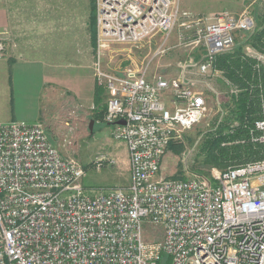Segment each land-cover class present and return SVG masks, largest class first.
Instances as JSON below:
<instances>
[{
  "label": "built area",
  "instance_id": "obj_1",
  "mask_svg": "<svg viewBox=\"0 0 264 264\" xmlns=\"http://www.w3.org/2000/svg\"><path fill=\"white\" fill-rule=\"evenodd\" d=\"M96 2L95 78L107 96L101 120L126 145L129 185L87 194L83 167L62 157L40 122L0 123V264H264V155L212 178L160 176L170 141L205 113L196 80L100 68L108 42L168 36L178 7L170 0ZM253 25L248 14L224 12L193 29L187 44L200 47L202 59L185 63L182 73L215 69V57ZM5 49L0 40V60ZM163 52L160 46L154 55ZM253 130L264 148V115ZM105 160L96 156L94 163Z\"/></svg>",
  "mask_w": 264,
  "mask_h": 264
},
{
  "label": "rangeland",
  "instance_id": "obj_2",
  "mask_svg": "<svg viewBox=\"0 0 264 264\" xmlns=\"http://www.w3.org/2000/svg\"><path fill=\"white\" fill-rule=\"evenodd\" d=\"M170 1L178 7L179 19L168 36H154L137 44L108 42V47L101 50L100 68L117 76L133 70L144 73L148 79L184 76L196 80V89L205 99V113L181 138L170 141L159 175L212 178L220 169L203 164L200 147L205 133L214 129V122L223 120L225 110L219 106V93L226 89L224 82L228 81L216 68L201 74L195 66L182 73L185 63L202 59V49L187 44L188 35L224 12L237 17L248 14L255 27L264 11V0ZM1 5L8 17L5 33L0 35L6 45L3 59L8 53L12 59L39 58L55 72L52 83L55 100L51 107L43 98L40 122L53 146L63 158L83 167L81 185L87 194L128 186L130 166L126 145L113 139V125L102 121V116L97 117L104 113L107 96L95 78L99 40L96 0H1ZM253 29L238 33L233 48L237 40L244 43ZM160 46L164 52L154 55ZM244 50L253 53L247 46ZM86 75L91 76L94 84L88 83ZM5 89L0 74V119L5 118L10 107ZM163 98L168 100L170 95L166 93ZM100 155L113 162L105 160L104 165L97 166L94 159Z\"/></svg>",
  "mask_w": 264,
  "mask_h": 264
},
{
  "label": "trees",
  "instance_id": "obj_3",
  "mask_svg": "<svg viewBox=\"0 0 264 264\" xmlns=\"http://www.w3.org/2000/svg\"><path fill=\"white\" fill-rule=\"evenodd\" d=\"M246 46L252 54L244 50ZM213 67L228 81L218 101L225 114L214 122L213 131L205 133L200 152L204 165L224 170L264 155L262 145L250 135L255 121L264 115V11L244 43L237 40L230 51L218 54Z\"/></svg>",
  "mask_w": 264,
  "mask_h": 264
},
{
  "label": "crops",
  "instance_id": "obj_4",
  "mask_svg": "<svg viewBox=\"0 0 264 264\" xmlns=\"http://www.w3.org/2000/svg\"><path fill=\"white\" fill-rule=\"evenodd\" d=\"M7 23V12L0 0V35L5 33ZM12 58L8 53L7 58L2 59L4 63H0V74L3 85L6 86L5 95H8V105L10 106L5 118L0 120L4 122L15 120L26 123H42L43 98L51 107L55 100V90L52 86L53 80H55V72H51L52 69H49L50 67L39 58ZM86 80L88 83L90 81L94 84L90 75H86ZM93 93L94 88L92 87V96Z\"/></svg>",
  "mask_w": 264,
  "mask_h": 264
},
{
  "label": "water",
  "instance_id": "obj_5",
  "mask_svg": "<svg viewBox=\"0 0 264 264\" xmlns=\"http://www.w3.org/2000/svg\"><path fill=\"white\" fill-rule=\"evenodd\" d=\"M117 123H119V124H123V123H124V121L120 120V121H118Z\"/></svg>",
  "mask_w": 264,
  "mask_h": 264
}]
</instances>
